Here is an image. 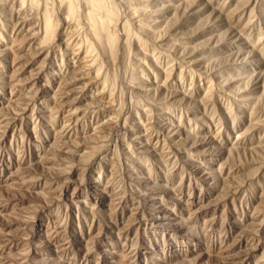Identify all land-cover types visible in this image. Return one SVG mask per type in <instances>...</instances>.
Returning <instances> with one entry per match:
<instances>
[{"label": "rangeland", "instance_id": "rangeland-1", "mask_svg": "<svg viewBox=\"0 0 264 264\" xmlns=\"http://www.w3.org/2000/svg\"><path fill=\"white\" fill-rule=\"evenodd\" d=\"M0 264H264V0H0Z\"/></svg>", "mask_w": 264, "mask_h": 264}]
</instances>
